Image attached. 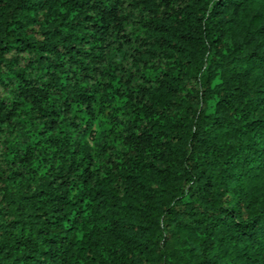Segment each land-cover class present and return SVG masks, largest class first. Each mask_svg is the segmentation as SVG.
Listing matches in <instances>:
<instances>
[{
  "label": "trees",
  "instance_id": "16d2710c",
  "mask_svg": "<svg viewBox=\"0 0 264 264\" xmlns=\"http://www.w3.org/2000/svg\"><path fill=\"white\" fill-rule=\"evenodd\" d=\"M0 264H264V0H0Z\"/></svg>",
  "mask_w": 264,
  "mask_h": 264
},
{
  "label": "rangeland",
  "instance_id": "374dc122",
  "mask_svg": "<svg viewBox=\"0 0 264 264\" xmlns=\"http://www.w3.org/2000/svg\"><path fill=\"white\" fill-rule=\"evenodd\" d=\"M93 135H91V137H92Z\"/></svg>",
  "mask_w": 264,
  "mask_h": 264
}]
</instances>
